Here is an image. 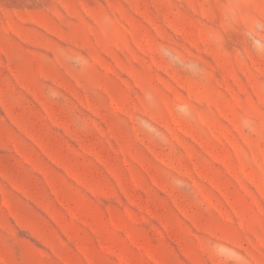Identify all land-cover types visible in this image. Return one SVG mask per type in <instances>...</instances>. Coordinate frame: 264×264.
Wrapping results in <instances>:
<instances>
[{
    "label": "rangeland",
    "instance_id": "obj_1",
    "mask_svg": "<svg viewBox=\"0 0 264 264\" xmlns=\"http://www.w3.org/2000/svg\"><path fill=\"white\" fill-rule=\"evenodd\" d=\"M0 264H264V0H0Z\"/></svg>",
    "mask_w": 264,
    "mask_h": 264
}]
</instances>
